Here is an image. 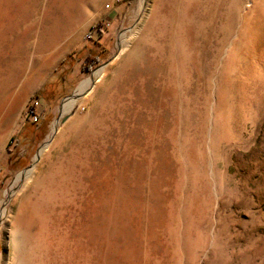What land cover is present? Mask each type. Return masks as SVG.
<instances>
[{"label":"rangeland","instance_id":"rangeland-1","mask_svg":"<svg viewBox=\"0 0 264 264\" xmlns=\"http://www.w3.org/2000/svg\"><path fill=\"white\" fill-rule=\"evenodd\" d=\"M111 5L78 7L26 100L0 264H264V0ZM126 40L118 81L95 83Z\"/></svg>","mask_w":264,"mask_h":264},{"label":"bare ground","instance_id":"bare-ground-1","mask_svg":"<svg viewBox=\"0 0 264 264\" xmlns=\"http://www.w3.org/2000/svg\"><path fill=\"white\" fill-rule=\"evenodd\" d=\"M88 1L49 0L48 3L47 0H0V67L14 71L17 80H20L18 84L26 90L29 83L33 82L35 77L40 76L42 71L49 67L50 62L54 61L57 56L58 45L64 35L62 29L65 26L70 29L76 25L79 19L76 16L78 7L80 6L82 9L83 4L88 3ZM139 31V29L134 31L131 40L138 38ZM131 45V41H124L120 47L121 52L109 65V68L107 70L101 68L95 71L94 74L99 77L95 83L102 81V85H105L109 79L107 74L110 70H114V74L108 84L112 81H118L119 77L115 74L121 69L122 63H119V60L123 58ZM30 51H32L30 58H36L34 59L36 62L34 70L31 68L32 61L28 60ZM135 77V81L140 80L139 76ZM89 82V80L82 82L79 89L85 90ZM97 90L98 88L94 87L90 96L96 95ZM90 96L88 98H91ZM75 102V98L68 99L61 106V114L71 111ZM90 109L92 108L90 107ZM51 145H44L39 151L37 159L50 155ZM37 169L38 167H34L33 170ZM33 170L23 173L24 177L29 179ZM19 178L20 176L16 178V181Z\"/></svg>","mask_w":264,"mask_h":264},{"label":"crops","instance_id":"crops-1","mask_svg":"<svg viewBox=\"0 0 264 264\" xmlns=\"http://www.w3.org/2000/svg\"><path fill=\"white\" fill-rule=\"evenodd\" d=\"M34 66H31L33 70ZM49 68L50 66L43 70L40 76L35 77L24 90V87L18 84L20 80H17L14 71L0 67V168L5 166L6 149L12 136L24 123L22 120L20 122V116L26 100L34 96L46 83Z\"/></svg>","mask_w":264,"mask_h":264},{"label":"trees","instance_id":"trees-1","mask_svg":"<svg viewBox=\"0 0 264 264\" xmlns=\"http://www.w3.org/2000/svg\"><path fill=\"white\" fill-rule=\"evenodd\" d=\"M92 31H97V33H99V31H98L96 28H93ZM89 39H90V37H89ZM65 61H66V59L62 60L61 63H60V66L64 65V64H65ZM55 72H56V70L54 71V73H55ZM44 89H45V88H42V90L40 89V90H39V91L33 96V98H38V97H39V94L44 92ZM38 117H39V115L35 113V109L33 108V106H29V113H28V115H27L26 118H25V122H28V121H29L30 123L35 124V123H37V121H38V120H37ZM28 118H29V120H28ZM33 118H34V119H33ZM25 122H24V123H25ZM17 134H18V132L12 136V138H11V140H10V143H9L8 146H7V149H6L7 156H6V160H5V166H3V167L0 168V174H1L2 172H4L5 169H7L8 167H10L11 164H13V163H17V162H16V161H17V160H16V157H14V156L11 154V152H10V146H11L12 144L15 143V141H16V137H17ZM13 161H14V162H13Z\"/></svg>","mask_w":264,"mask_h":264},{"label":"built area","instance_id":"built-area-1","mask_svg":"<svg viewBox=\"0 0 264 264\" xmlns=\"http://www.w3.org/2000/svg\"><path fill=\"white\" fill-rule=\"evenodd\" d=\"M119 0H112V5L116 2H118ZM112 5L110 7H112ZM107 8H109V6H107ZM34 119V118H33Z\"/></svg>","mask_w":264,"mask_h":264}]
</instances>
